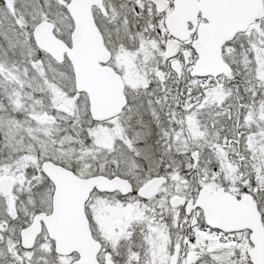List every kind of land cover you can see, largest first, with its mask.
I'll use <instances>...</instances> for the list:
<instances>
[{
  "label": "snow or ice",
  "instance_id": "6c2138e0",
  "mask_svg": "<svg viewBox=\"0 0 264 264\" xmlns=\"http://www.w3.org/2000/svg\"><path fill=\"white\" fill-rule=\"evenodd\" d=\"M0 264H264V0H0Z\"/></svg>",
  "mask_w": 264,
  "mask_h": 264
}]
</instances>
